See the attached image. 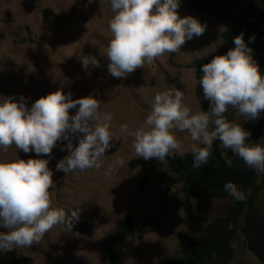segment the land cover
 <instances>
[{"label": "rangeland", "instance_id": "374dc122", "mask_svg": "<svg viewBox=\"0 0 264 264\" xmlns=\"http://www.w3.org/2000/svg\"><path fill=\"white\" fill-rule=\"evenodd\" d=\"M176 11L179 18L192 17L204 25L203 34L185 40L180 52L159 57L154 65L137 68L125 78H112L103 56L111 38L108 21L113 15L107 0H0V73L4 76L0 80V97H30L26 104L30 107L38 98L57 90L71 93L73 100L92 94L101 102L103 111L113 114L112 131L118 130L122 123L136 127L151 111L155 93L167 88L183 91L184 103L193 111L200 110L195 99L194 70L188 65L197 58L220 55V34L225 25L194 11L186 0H180ZM89 55L100 61L99 67L82 66V59ZM68 111L73 115L76 109ZM224 115L240 125L245 120L232 108ZM174 134L187 149L185 153H191L192 141L187 133L174 130ZM249 141L264 145V133L261 137L247 138L245 143ZM72 142L75 147V139ZM63 143H57L50 157L31 151L24 153L11 146L7 152H0V161L49 159L48 168L55 183L50 189L53 206L65 211L78 208L77 220L91 224L93 235L84 237L57 225L30 248L0 251V264H8L20 256L31 258L34 264H106L103 240L117 230L126 214H131L135 224L143 218L160 219V226L141 241L125 238L118 264H156L163 257L177 255L179 232L196 235L207 222L226 214L231 206L230 200H193L194 216L189 222L179 204L178 186L162 195V186L153 180L138 190L137 181L142 173L128 168V162L137 158L130 137L110 141L112 147L101 158L99 169L68 175L55 170L56 163L68 154L60 150ZM117 157L124 160V165L105 174ZM146 161L157 173H167L164 161L156 158ZM259 204L264 209V196H260ZM7 231L0 227V233ZM232 250L233 258L228 264H258L239 231Z\"/></svg>", "mask_w": 264, "mask_h": 264}, {"label": "clouds", "instance_id": "9594fccd", "mask_svg": "<svg viewBox=\"0 0 264 264\" xmlns=\"http://www.w3.org/2000/svg\"><path fill=\"white\" fill-rule=\"evenodd\" d=\"M107 2L113 15L108 21L111 38L103 56L112 78H125L137 68L154 65L157 58L180 52L185 40L204 32L205 26L196 19L178 17L180 0ZM242 37L243 33L234 37L233 49L200 68L198 84L203 99L209 102L207 111H193L184 103L183 91L167 88L155 93L151 111L136 127L122 123L112 131L113 114L103 111L92 94L73 100L71 93L57 90L38 98L30 107H26L30 97H0V152L14 146L24 153L50 157L57 143L63 141L60 150L68 154L56 163L55 170L68 175L99 169L101 158L112 147L110 141L118 137H130L135 156L144 160L163 162L173 153L184 154L187 149L176 138L175 130L186 132L192 141L193 169L208 162L213 142L218 140L248 169L264 174V145L245 143L250 132L224 115L232 108L246 121H254L264 113V74ZM253 39L249 37V42ZM81 63L83 67L100 66L91 55ZM74 108L75 114L69 115L68 110ZM48 163L49 159L31 158L0 161V227L8 229L0 233V251L30 248L54 226L61 225L68 231L78 219V208L65 211L53 206L50 189L55 183ZM224 163L232 167L231 159L225 158ZM123 165L124 160L117 157L105 174ZM223 187L234 201L246 199L234 183L226 182Z\"/></svg>", "mask_w": 264, "mask_h": 264}, {"label": "trees", "instance_id": "16d2710c", "mask_svg": "<svg viewBox=\"0 0 264 264\" xmlns=\"http://www.w3.org/2000/svg\"><path fill=\"white\" fill-rule=\"evenodd\" d=\"M194 11L221 20L225 28L220 34L222 46L220 55L233 49L234 37L243 33L245 45L251 49L250 55L258 62L261 74H264V0L251 3L247 0H186ZM249 37L254 39L249 42ZM219 55V56H220ZM211 59L197 58L189 65L194 70L196 80L195 99L202 111H207L209 102L202 97L198 81L202 75L200 68ZM4 76L0 73V80ZM250 132V137H261L264 133V115L254 121L244 120L241 124ZM202 146V145H201ZM223 153V155H222ZM232 160L227 167L224 159ZM191 153L173 154L164 164L167 173H157L152 165L143 158L128 162L130 170L139 169L142 176L137 181L138 190L153 180L162 186V195L171 192L177 186L181 194L180 207L187 221L194 216L193 200H230L231 206L226 214L207 222L196 235L179 232L177 255L163 257L156 264H228L233 258L232 244L236 232H240L250 253L258 264H264V209L259 204L264 196V174H256L248 169L243 161L230 150L214 141L208 162L200 168H192ZM226 182L234 183L245 193L244 201H234L224 191ZM160 226V219L143 218L134 223L131 214H126L118 223L117 230L103 240L106 264H118L122 254V241L133 238L141 241L143 237ZM71 229L84 237L93 235V227L85 221L74 220ZM8 264H34L29 257H16Z\"/></svg>", "mask_w": 264, "mask_h": 264}]
</instances>
